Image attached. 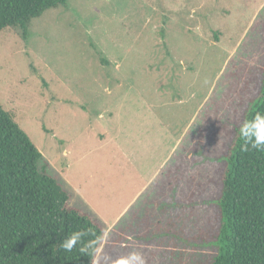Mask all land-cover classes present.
<instances>
[{"label": "rangeland", "instance_id": "rangeland-1", "mask_svg": "<svg viewBox=\"0 0 264 264\" xmlns=\"http://www.w3.org/2000/svg\"><path fill=\"white\" fill-rule=\"evenodd\" d=\"M263 79L264 0H69L0 32V105L101 227L99 264H210L223 158Z\"/></svg>", "mask_w": 264, "mask_h": 264}, {"label": "trees", "instance_id": "trees-1", "mask_svg": "<svg viewBox=\"0 0 264 264\" xmlns=\"http://www.w3.org/2000/svg\"><path fill=\"white\" fill-rule=\"evenodd\" d=\"M68 1L0 0V32L18 28L25 34L33 19ZM256 113L264 114V79L223 158L210 264H264V151H243L238 135L241 124ZM191 187L188 198L194 205L203 187ZM70 198L45 157L0 105V264H92L93 256L80 249L92 242L96 256L103 231L71 206ZM80 230L87 233L81 242L64 251L61 243Z\"/></svg>", "mask_w": 264, "mask_h": 264}, {"label": "clouds", "instance_id": "clouds-1", "mask_svg": "<svg viewBox=\"0 0 264 264\" xmlns=\"http://www.w3.org/2000/svg\"><path fill=\"white\" fill-rule=\"evenodd\" d=\"M204 83L207 84L208 81L205 80ZM238 135L244 141L241 145L243 151L249 149L264 151V114L256 113L252 120H245L240 126ZM86 234L83 230L75 231L65 238L60 247L66 252H71ZM80 250L93 256L92 264H99V259L95 256V246L92 242H89ZM113 264H146V262L142 253L133 251L127 256L114 261Z\"/></svg>", "mask_w": 264, "mask_h": 264}]
</instances>
